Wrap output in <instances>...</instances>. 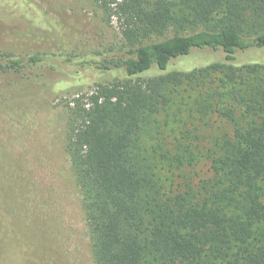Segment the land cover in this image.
Returning a JSON list of instances; mask_svg holds the SVG:
<instances>
[{"label": "trees", "instance_id": "obj_1", "mask_svg": "<svg viewBox=\"0 0 264 264\" xmlns=\"http://www.w3.org/2000/svg\"><path fill=\"white\" fill-rule=\"evenodd\" d=\"M92 2L119 21L117 47L0 50V71L24 94L74 95L65 150L93 264H264V61L234 55L264 49V0ZM21 4L18 20L53 31ZM206 47L224 60L170 68Z\"/></svg>", "mask_w": 264, "mask_h": 264}, {"label": "rangeland", "instance_id": "obj_2", "mask_svg": "<svg viewBox=\"0 0 264 264\" xmlns=\"http://www.w3.org/2000/svg\"><path fill=\"white\" fill-rule=\"evenodd\" d=\"M47 13L53 31H34L16 18L23 0H0V50L74 51L117 47L119 21H103L92 0H27ZM33 5V6H34ZM9 17V18H8ZM238 64L264 61V49L234 53ZM222 49L192 48L171 69L222 61ZM40 75L57 77L46 68ZM19 72L0 71V264H93L82 197L65 150L73 93L21 92ZM264 184V181H263Z\"/></svg>", "mask_w": 264, "mask_h": 264}]
</instances>
